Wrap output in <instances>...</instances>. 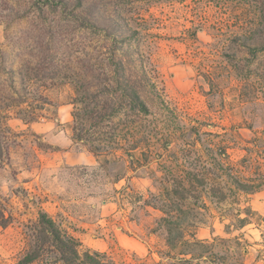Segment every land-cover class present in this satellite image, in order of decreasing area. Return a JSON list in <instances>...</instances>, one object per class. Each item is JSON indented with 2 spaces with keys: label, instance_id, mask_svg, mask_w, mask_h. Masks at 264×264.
Wrapping results in <instances>:
<instances>
[{
  "label": "rangeland",
  "instance_id": "374dc122",
  "mask_svg": "<svg viewBox=\"0 0 264 264\" xmlns=\"http://www.w3.org/2000/svg\"><path fill=\"white\" fill-rule=\"evenodd\" d=\"M57 234L264 262V0H0V264H64Z\"/></svg>",
  "mask_w": 264,
  "mask_h": 264
},
{
  "label": "trees",
  "instance_id": "16d2710c",
  "mask_svg": "<svg viewBox=\"0 0 264 264\" xmlns=\"http://www.w3.org/2000/svg\"><path fill=\"white\" fill-rule=\"evenodd\" d=\"M144 109V108H143ZM145 114H148L147 111L145 110ZM110 116V115H109ZM42 224L44 225H48L50 227H53L52 224L49 221H46L44 219V217H42ZM57 239L56 242L58 244V248L60 249L61 253H62V259L61 261L64 264H69L72 261H76L79 264H108V263H102L100 260L93 258L92 256H90L89 254L85 255V260L81 261L80 257L78 256V251L77 248L79 247L78 243L76 242V240H74L73 238H69L68 241L65 243L59 236L58 234L56 235ZM65 254H69L72 255V257H65ZM34 257H28L25 259L24 263H31L33 262ZM109 264H114L112 262L109 261Z\"/></svg>",
  "mask_w": 264,
  "mask_h": 264
},
{
  "label": "crops",
  "instance_id": "0c3cea01",
  "mask_svg": "<svg viewBox=\"0 0 264 264\" xmlns=\"http://www.w3.org/2000/svg\"><path fill=\"white\" fill-rule=\"evenodd\" d=\"M56 122L60 125L67 124L70 122L67 108L62 107L59 109V113H58V117H57ZM58 129H59V131H58ZM60 131H61V128L58 126H54L52 123L47 124V125H42L39 129V132L45 133L49 137V139L52 138L53 141L55 140V138L60 137ZM53 141H52V143H53ZM71 158H73V156L70 154H66V153H64V155L61 157V159H65L67 161V163H69L68 160H70ZM131 249L137 253L142 252V251H136V249H133V248H131ZM253 264H264V262L263 261H259V262L254 261Z\"/></svg>",
  "mask_w": 264,
  "mask_h": 264
}]
</instances>
